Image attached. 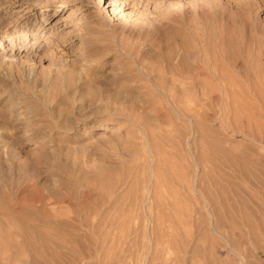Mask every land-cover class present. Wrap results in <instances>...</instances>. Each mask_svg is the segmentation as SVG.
<instances>
[{"label":"rangeland","instance_id":"rangeland-1","mask_svg":"<svg viewBox=\"0 0 264 264\" xmlns=\"http://www.w3.org/2000/svg\"><path fill=\"white\" fill-rule=\"evenodd\" d=\"M49 1L0 0V264H264V0Z\"/></svg>","mask_w":264,"mask_h":264},{"label":"bare ground","instance_id":"bare-ground-1","mask_svg":"<svg viewBox=\"0 0 264 264\" xmlns=\"http://www.w3.org/2000/svg\"><path fill=\"white\" fill-rule=\"evenodd\" d=\"M47 1H48V0H47ZM53 1H55V0H50V1H49V5H54V4H53V3H54ZM55 4H56V3H55Z\"/></svg>","mask_w":264,"mask_h":264}]
</instances>
